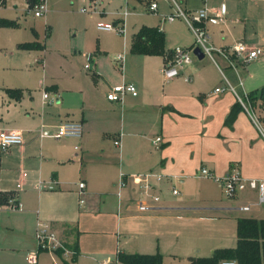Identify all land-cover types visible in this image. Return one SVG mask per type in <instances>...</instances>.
<instances>
[{
  "label": "crops",
  "instance_id": "obj_1",
  "mask_svg": "<svg viewBox=\"0 0 264 264\" xmlns=\"http://www.w3.org/2000/svg\"><path fill=\"white\" fill-rule=\"evenodd\" d=\"M179 1L188 15L202 8L210 11L203 26L212 46L229 51L235 43L244 42L263 54L247 64L237 62L235 68L221 56L204 62L206 56L193 55L178 76L166 81L160 73L164 57L132 54L133 36L143 26L157 28L170 51L180 47L173 46L183 38L180 26L190 28L180 18L167 21L173 10L160 13L158 4L154 13L149 12L150 3L156 1L148 0L143 13L133 7L125 9L126 16L110 14L115 25L124 26L126 18L147 14L162 21L129 31V49L119 61V47L115 51L97 48V55L90 56V70L98 78L94 92H85L76 75H69L50 79L39 94L29 72L45 73L44 58L36 62L41 70L28 64L22 73L19 59L0 74V130L17 131L23 140L20 146L0 152V195L16 193L20 205V210H10L0 202V264H29L26 257L34 253L35 264L48 263V253L36 249L38 222L75 252L72 259L52 254L57 264H121L119 253L161 254L162 264L183 258L190 264L191 259L207 258L217 249L235 247L238 219L264 220L246 215H258L254 209L263 205L257 203L254 191L223 197L219 184L199 177L200 169L206 168L218 178L236 170L244 178L264 180V117H256L247 98L264 86V0ZM29 42L37 46L34 49H42L37 41ZM181 43V48L191 49L194 39ZM185 76L191 81L184 82ZM124 83L134 84L137 96L126 95L122 103L108 101L110 88ZM226 87L233 91L214 92ZM42 90L48 100L42 99ZM7 91L19 94L14 97ZM237 104L241 109L227 125ZM66 121L82 124L79 139L38 136L40 128L52 134ZM148 130H157L151 140L143 134ZM157 137L161 141L155 148ZM147 173L162 179L149 178L152 189L145 196L140 190L144 179L139 176ZM120 174L122 188H118ZM80 182L85 184L81 205ZM176 186L179 195L172 194ZM154 197L159 201H153ZM252 197L256 201H250ZM140 203L149 211L140 213Z\"/></svg>",
  "mask_w": 264,
  "mask_h": 264
},
{
  "label": "rangeland",
  "instance_id": "obj_2",
  "mask_svg": "<svg viewBox=\"0 0 264 264\" xmlns=\"http://www.w3.org/2000/svg\"><path fill=\"white\" fill-rule=\"evenodd\" d=\"M155 1L159 6L160 13L167 14L175 10L170 0ZM175 2L183 10L180 1L175 0ZM147 5L148 0H46L47 14L44 18H33L30 12H26L24 0H0V22L16 24V27L0 25V74L7 66L14 67L17 65L19 59H22V73H24V68L27 67L29 69L28 64L31 65V68L38 67V70H41L36 62L38 59L44 58L46 61L45 73L40 74L37 71L29 72L32 82L36 81L33 85L35 88L37 87L39 89V94L42 89L41 85H48L50 79H62L69 75H76L77 81L79 84H82L85 92H94V88H96L95 81L98 80V78L93 76L92 70H85L84 66L89 64L87 59L90 58L91 55H97V48L102 46V48L115 51V49L119 47L118 53L120 55L129 49V31L131 32L132 29L137 28L140 24L157 26L156 24H159L162 20L150 14L128 17L122 29L124 35L100 32L97 30L96 25L101 23L110 24L115 27V24L112 23L115 18L110 14L118 12L123 13L125 9L130 10L133 7L135 11L143 13ZM169 5L172 8H170ZM83 9L88 11L95 10L97 14H81V10ZM179 22H182V24L184 23L186 26L183 20H178L176 23ZM178 33L181 34L183 38H179L180 42L177 40V45L173 46L180 47H174V49L181 48V46H183L181 42L193 43L194 36L192 31L190 32L188 28H184L181 25ZM186 33L187 40L185 38ZM29 41H37L42 49L20 51L18 48L19 45L30 44ZM72 46H74V50L70 49ZM190 58L194 59L195 57L191 54ZM205 61L210 60L206 57L204 62ZM106 62L108 63V61ZM87 79H90V82H88ZM37 82H39V84ZM180 82H182V80ZM43 93L46 92L42 90V94ZM255 110H253V112L256 114V117L258 116L259 120L261 117H264V106L262 109L255 108ZM143 134L146 136V139L151 140L155 137V134H157V130H148V133L145 131ZM174 190L177 192V195L180 194L178 186H176ZM224 196L223 194V197ZM250 201L254 202L256 199L252 197ZM254 211H258V215H255V213H248L246 215L264 218V204L254 209ZM46 255L48 258L47 264H51V262L52 264H57L52 254ZM186 263L187 260L185 258L177 259L176 262H169V264Z\"/></svg>",
  "mask_w": 264,
  "mask_h": 264
},
{
  "label": "built area",
  "instance_id": "obj_3",
  "mask_svg": "<svg viewBox=\"0 0 264 264\" xmlns=\"http://www.w3.org/2000/svg\"><path fill=\"white\" fill-rule=\"evenodd\" d=\"M175 10L172 14L166 17V20L169 22L174 21L177 18L183 19L187 25L189 26L190 30L194 36V44L191 49H181L176 48L173 49L172 59H168L164 61L163 66L160 69V73L163 75L166 81L173 79L174 77L178 76L179 70L183 69L186 65L190 64L191 58L190 55L192 54L194 48L200 49L204 56L208 57L210 60L215 62L216 56H221L231 68H235V64L237 62L242 64H247L251 61L256 60L259 56L263 54V50L250 46L244 42L235 43L231 49L224 50L215 48L211 45L210 39L206 30L203 26V23L209 18V10L207 8H202L199 11L188 15L185 14L179 5H177L173 0H171ZM26 12H30L33 18H42L47 13L46 9V0H25ZM157 9V3L151 2L148 10L149 12L154 13ZM81 13L95 15L97 14L95 10L88 11V10H81ZM127 12L123 13V16H126ZM97 30L104 31V32H114L118 35L123 34L124 31L123 25L118 24L113 25L110 24H101L98 23L96 25ZM116 60H121V56L118 55ZM89 64L84 66L85 70H90V58L87 59ZM190 78L186 76L184 78V82H190ZM225 89L233 91L231 87L226 88H217L215 89V93H220L225 91ZM138 91L134 84L132 83H124L120 85H115L110 88L109 92L106 94V99L110 102H117L122 103L126 95L130 96H137ZM43 100H48L49 95L46 93L42 94ZM52 102V100H50ZM238 101L241 103V100L238 98ZM83 128L80 122L75 121H66L60 123L56 130L51 134L50 132L40 128L38 130V136L42 137H51L54 139L58 138H74L79 139L82 136ZM262 137L264 139V131L262 132ZM161 139L157 137L153 141V146L155 148L158 147ZM23 143L21 134L17 131H8V130H0V152H4L7 149L15 146H20ZM114 145L118 146L119 142L114 141ZM22 177L25 176L24 173L21 174ZM144 182L140 184V190L144 193L145 196L151 191V186L148 183L149 178H155L157 181L162 179V175L155 174V173H147L142 176ZM199 177L211 179L216 181L227 198H232L239 193L245 192L247 190L254 191L257 195V203L264 204V180H256V179H247L240 175V173L236 170L231 171L227 175L223 177H215L210 171L206 168L200 169ZM123 174H120L118 188H122L124 186L123 182ZM20 184L17 183L15 185V189H20ZM16 193H10L6 196L4 206H6L10 210H20V205L16 199ZM79 197V204L84 203V199L82 198L85 194V184L80 182L78 184V191ZM173 195H177L175 190L172 191ZM153 201H159L158 197H154ZM244 210H248V207H243ZM138 211L140 213H146L149 211L148 207L142 205L141 203L138 205ZM34 239L36 242V249L37 252H45L48 254H55L59 252V256L62 259H71L75 256V252L71 249L66 248L63 246L55 237L54 233L49 230V227L44 223H36L35 231H34ZM26 261L29 264H35L36 262V253L29 254L26 257ZM107 262H105L106 264ZM220 264H237L234 260H222Z\"/></svg>",
  "mask_w": 264,
  "mask_h": 264
},
{
  "label": "trees",
  "instance_id": "obj_4",
  "mask_svg": "<svg viewBox=\"0 0 264 264\" xmlns=\"http://www.w3.org/2000/svg\"><path fill=\"white\" fill-rule=\"evenodd\" d=\"M7 27L13 23L0 22ZM19 49L31 50L37 48L34 44L19 45ZM130 52L142 56H162L165 60L172 59L173 50L166 51L165 35L157 28L141 27L133 36ZM9 95L19 94L18 91H7ZM251 108L262 109L264 106V86L250 92L247 96ZM235 105L230 111L226 124H231L240 110ZM0 202H5L0 195ZM59 256V252L55 253ZM222 260H234L237 264H264V220L240 218L236 223V246L228 249H217L207 258L191 259L190 264H220ZM117 261L121 264H162V256L136 255L119 253Z\"/></svg>",
  "mask_w": 264,
  "mask_h": 264
},
{
  "label": "water",
  "instance_id": "obj_5",
  "mask_svg": "<svg viewBox=\"0 0 264 264\" xmlns=\"http://www.w3.org/2000/svg\"><path fill=\"white\" fill-rule=\"evenodd\" d=\"M193 55H194L195 57L199 58V59H203V58H204L203 53H202V52L200 51V49H198V48H195V49L193 50Z\"/></svg>",
  "mask_w": 264,
  "mask_h": 264
}]
</instances>
